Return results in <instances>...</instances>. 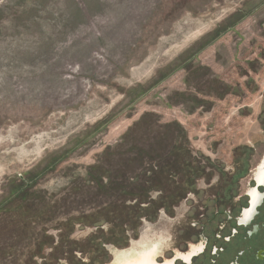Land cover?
<instances>
[{
    "label": "rangeland",
    "instance_id": "374dc122",
    "mask_svg": "<svg viewBox=\"0 0 264 264\" xmlns=\"http://www.w3.org/2000/svg\"><path fill=\"white\" fill-rule=\"evenodd\" d=\"M241 122L249 142L223 148ZM257 131L264 0H0V264L30 256L9 247L23 202L38 264H114L143 239L159 261L204 243L191 264H250Z\"/></svg>",
    "mask_w": 264,
    "mask_h": 264
},
{
    "label": "flooded vegetation",
    "instance_id": "af4514ba",
    "mask_svg": "<svg viewBox=\"0 0 264 264\" xmlns=\"http://www.w3.org/2000/svg\"><path fill=\"white\" fill-rule=\"evenodd\" d=\"M255 181L257 186L248 190L247 195L249 201L246 203V206H244L245 208H243L240 216L236 218L239 221L238 224L240 226L246 227L252 224L251 222L258 216V222L253 226L255 231L248 234L245 233V238H247L248 235L252 236L254 234L258 237L260 236V241L258 242L260 246L257 244L258 249H256V251L249 250V253L252 255V262L250 264H259L258 261L264 263V222L259 219L262 214L261 207L264 206V190L260 192L257 189L258 186H263L264 183V160L257 169ZM257 203L259 204L255 206ZM130 249V251H124L126 249L117 250L114 264H177L178 260H181L185 264H191L195 256H198L205 251V246L204 243L191 244L188 251H177L172 258H164L163 261L158 260V258H161L164 253L163 245L160 241H139L134 243ZM245 252L246 251H241L239 255L243 256L245 255ZM260 255L263 259L259 257ZM229 264H233V261ZM234 264H238V262Z\"/></svg>",
    "mask_w": 264,
    "mask_h": 264
},
{
    "label": "trees",
    "instance_id": "16d2710c",
    "mask_svg": "<svg viewBox=\"0 0 264 264\" xmlns=\"http://www.w3.org/2000/svg\"><path fill=\"white\" fill-rule=\"evenodd\" d=\"M174 168L176 169V171H180V169H181V167L179 165H177V164L174 166ZM28 181L29 180L23 181L22 182L23 185L21 184L19 190L16 192L17 193V198L21 199V203L20 204H22V201H26L27 200V198H26L27 195L26 194H29V192L31 191V190H29L31 185L29 184ZM182 191L183 192L181 193V195L179 197L176 196L177 198H175V202H181L182 201V197L184 196V193H185V188H183ZM165 198L164 197L160 198L161 199L160 202L164 203L162 205V207L165 208L166 210H168V212H173V208L175 206L173 205V207H172V202H174V199L172 201V198H171V201H172L171 205L170 204L166 205L165 204V202H166ZM15 204H13V205H15ZM13 205H11V206H13ZM155 205H156L155 202L151 203L150 204V208L154 207ZM245 205H246V203L244 204V206ZM21 206L23 208H26L27 210L26 209H22L21 207H19L17 205L16 206L17 208L14 210L15 213L11 214L12 216H10V217H12L14 219H18L20 221L19 222L16 221L18 224L13 226L12 230L14 231V234L12 232H10L13 235L11 238H16V241H12L9 247L10 248H13V247H15V248H24V249L28 248V250L25 251V252L28 255H30V256L22 264H38V261L34 259V256L36 257L35 252H38V251H36V248H34V246H33V245H35L34 243H33V245H30V239L33 236V232L29 229V227H33V225L36 224V221H37V216L36 215L37 214L33 213L31 208L25 206L24 202H23V204ZM19 210H22V212H20ZM40 218H42V217H40ZM50 218H51V216H49L47 218V220L49 221ZM42 219H46V218L44 217ZM16 222H14V220L11 221V223H13V224H15ZM27 240H28V242H26ZM38 246H39V248L41 247L40 244ZM15 248H13V249H15ZM39 248L37 250H39ZM15 252H16V250H15ZM89 264H93V262L90 261Z\"/></svg>",
    "mask_w": 264,
    "mask_h": 264
},
{
    "label": "crops",
    "instance_id": "0c3cea01",
    "mask_svg": "<svg viewBox=\"0 0 264 264\" xmlns=\"http://www.w3.org/2000/svg\"><path fill=\"white\" fill-rule=\"evenodd\" d=\"M260 133L261 134H259V131H257L256 135L257 136H259V135L263 136L264 135V131L260 132ZM232 134L233 133H231V135ZM233 135H234V137L230 141L227 140V142L223 143V148L227 149L226 145H228V147H233V146L237 147L239 145L247 144L249 142V140L251 139L250 133L248 131V124L245 122V126L243 127L242 122H241L239 133L238 134L234 133Z\"/></svg>",
    "mask_w": 264,
    "mask_h": 264
},
{
    "label": "water",
    "instance_id": "95a60500",
    "mask_svg": "<svg viewBox=\"0 0 264 264\" xmlns=\"http://www.w3.org/2000/svg\"><path fill=\"white\" fill-rule=\"evenodd\" d=\"M264 184V183H263ZM260 203V202H259ZM259 203H257L255 206H257ZM251 206H252V204H251ZM255 206H254V208H255Z\"/></svg>",
    "mask_w": 264,
    "mask_h": 264
},
{
    "label": "bare ground",
    "instance_id": "6f19581e",
    "mask_svg": "<svg viewBox=\"0 0 264 264\" xmlns=\"http://www.w3.org/2000/svg\"><path fill=\"white\" fill-rule=\"evenodd\" d=\"M143 241L145 242L146 240H144V239H143V240H141V242H143Z\"/></svg>",
    "mask_w": 264,
    "mask_h": 264
}]
</instances>
